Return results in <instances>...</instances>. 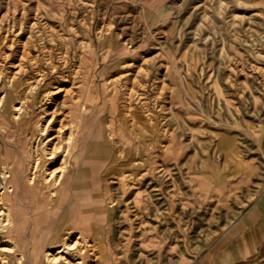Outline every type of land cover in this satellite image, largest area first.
<instances>
[{
    "label": "rangeland",
    "instance_id": "1",
    "mask_svg": "<svg viewBox=\"0 0 264 264\" xmlns=\"http://www.w3.org/2000/svg\"><path fill=\"white\" fill-rule=\"evenodd\" d=\"M39 70L44 84L35 92L29 84ZM123 70L126 88L142 95L133 100L150 136L144 143L152 151L173 136L180 155L137 176L128 195L118 189L111 240L123 245L131 229L133 264L163 263L185 247L199 255L229 221L219 204L192 203L197 180L245 173L248 201L264 189V0H0V95L16 83L25 117L57 105L74 129L69 102L94 103L104 79ZM136 189L141 210L132 206ZM128 206L135 214L125 220ZM162 236L173 248L147 250Z\"/></svg>",
    "mask_w": 264,
    "mask_h": 264
},
{
    "label": "crops",
    "instance_id": "2",
    "mask_svg": "<svg viewBox=\"0 0 264 264\" xmlns=\"http://www.w3.org/2000/svg\"><path fill=\"white\" fill-rule=\"evenodd\" d=\"M123 72L124 70L114 75L111 73L104 79L105 87L94 93L96 96L94 103L83 101L78 109L72 111L76 116L78 132L73 163L67 172L62 190L65 200L62 206L65 208L59 213L53 211L47 217L39 216L37 221L30 220V223L27 222L29 224H25L26 232L32 228L41 231L39 236L34 235L32 236L34 238L26 237L23 240L28 253L37 260L34 264H44L42 259L44 252L53 245L51 241L58 234H65L66 224L84 228L87 238L97 242L98 246L89 251L84 264H133L129 256L138 248L133 247L135 241L130 236L131 229L126 238L127 242L123 245L113 243L111 240L114 232L112 222L118 215L115 208L119 197L116 192L121 188V192L128 195L131 187L141 184L139 175L145 177V173L156 164L158 167L164 165L162 167L165 168L166 164H169L167 160L177 159L180 150L175 149V146L166 150V145L161 144L154 145V149L150 151L147 142L144 143V140L149 138L144 127L141 124L132 125L131 115L129 124L126 127L121 126L119 110L122 108L121 105L127 103V98L125 100L121 95L124 90L126 91L127 84ZM131 104L132 107H136L135 101ZM127 111L130 114H137L135 109ZM222 181L215 182L207 176L198 179V191L192 198L193 204L196 200L206 201L208 204H219L225 210L228 209L226 214L228 213L229 224L225 226L223 233L211 240L208 250L191 256L184 246V251H180L175 258L163 263L158 258L157 261L148 259L146 264H264V189L257 197L248 201L245 173L237 177L227 176L226 180ZM114 184L116 191H112ZM137 189L135 192L132 191L136 194L133 196L132 206L134 210H141L139 204L143 199V192ZM20 204L28 205L23 201H20ZM234 207L238 211L237 214L233 213ZM126 208L131 211H126L123 215L120 213L119 216L130 220L134 211L129 206ZM32 213L35 211H30L27 215ZM168 240L164 236L154 241L148 240L147 250L150 246L156 245L159 252L166 246L173 248L175 243ZM28 260V264H33L31 259Z\"/></svg>",
    "mask_w": 264,
    "mask_h": 264
},
{
    "label": "bare ground",
    "instance_id": "3",
    "mask_svg": "<svg viewBox=\"0 0 264 264\" xmlns=\"http://www.w3.org/2000/svg\"><path fill=\"white\" fill-rule=\"evenodd\" d=\"M142 63L144 65L148 62L143 59ZM131 64L127 62L122 66ZM143 69L144 66L138 69L136 74L141 73ZM14 75L9 78V81L13 79ZM34 77L32 79H34L35 83H32V80L28 81L31 82L29 88L37 92L44 84L45 75L42 70H39V73L35 74ZM129 79L134 81L132 76ZM9 83V90H3L0 95V134L2 135V139H0V264H28V259H31L34 264L37 260L33 259L28 253L23 240L26 237L34 238L32 236H39L41 231L32 228L29 232H26L25 224H29L30 220H33L31 222L37 221L39 216L47 217L53 211L59 213L63 208L62 205L65 200L62 190L65 185L67 172L73 163L72 158L76 147L78 129L76 122L74 129H72L73 125L63 119V116L61 117L63 110H61V106L57 105L52 108L40 106L37 113L25 117L26 108L24 107H26V100L23 99L22 91L18 90L16 83ZM27 88H24V91ZM61 89L65 88L60 87L54 92H59ZM49 92L46 91L44 93L48 94ZM67 92L68 90L66 89L65 93ZM125 94L128 95L126 97L127 103L126 105H121L122 108L120 107L121 110H119L121 126L126 127L129 124L130 115L132 116L131 124L140 125L142 122L139 120L138 114H130L127 110H134L131 102L135 101L136 103L137 101L133 100V96L137 94L139 98H142V95L133 86L126 88ZM54 98L51 97V99ZM74 108L78 109V106L69 102L70 113ZM46 114H49V116L44 121H40L41 117L46 116ZM72 116L73 120L71 121H76V116L74 114ZM174 146L173 136H171L165 149L168 150ZM116 173L118 174V172ZM20 201L28 205L22 206ZM30 211H35V213L27 215ZM65 231L64 235L58 234L51 241L53 245L44 252L42 257L44 264H84L89 251L94 250L98 246L95 240L87 238L84 228L66 224ZM76 231L77 235L73 236ZM73 253L78 255V258H80L79 262H71L73 260L70 257Z\"/></svg>",
    "mask_w": 264,
    "mask_h": 264
}]
</instances>
